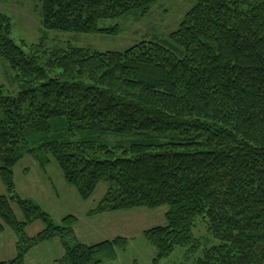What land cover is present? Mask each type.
Wrapping results in <instances>:
<instances>
[{"label":"trees","instance_id":"obj_1","mask_svg":"<svg viewBox=\"0 0 264 264\" xmlns=\"http://www.w3.org/2000/svg\"><path fill=\"white\" fill-rule=\"evenodd\" d=\"M156 1L41 0L39 11L46 30L114 34L100 22L145 16ZM188 1L168 39L122 52L26 53L0 14V60L18 87L13 97L0 85V234L6 226L16 238V256L0 264H26L55 239L63 254L49 264H102L129 244L84 245L74 216L57 225L21 198L12 169L26 155L41 167L53 159L84 201L106 184L90 214L167 206L165 226L143 232L154 263L177 247L193 253L201 220L218 244L196 264H264V0ZM37 221L44 228L29 238Z\"/></svg>","mask_w":264,"mask_h":264},{"label":"rangeland","instance_id":"obj_2","mask_svg":"<svg viewBox=\"0 0 264 264\" xmlns=\"http://www.w3.org/2000/svg\"><path fill=\"white\" fill-rule=\"evenodd\" d=\"M41 0H0V14L11 20V37L21 45L26 53L36 45L47 49L79 48L95 52H122L142 41L162 42L175 32L192 9L194 3L188 0H157L149 12L142 17L134 15L114 20L102 21L100 28H116L114 34H75L43 28L40 16ZM15 73L0 60V85L11 96L16 97L18 87L14 83ZM15 192L23 199L39 205L51 220L60 225L68 216H74L75 237L84 245L92 246L116 238L129 240L125 250H117L114 260H103L102 264H196L206 248L218 244L212 240L201 220L196 223L194 236L199 239L198 248L187 254L186 248L177 247L166 259L154 263L155 249L143 237V232L151 228L165 226L167 206L156 209H131L128 211L90 214L103 199L107 185L99 183L88 200H82L76 189L68 185L53 159L45 166L30 155L24 156L12 169ZM0 196H7L0 180ZM16 218L23 220L16 205L12 206ZM0 223L1 220H0ZM3 224V223H2ZM44 225L37 221L25 233L29 238L36 236ZM16 238L5 226L0 234V262L9 261L16 256ZM63 250L57 239L45 242L31 249L25 256L26 264H49L60 258Z\"/></svg>","mask_w":264,"mask_h":264}]
</instances>
